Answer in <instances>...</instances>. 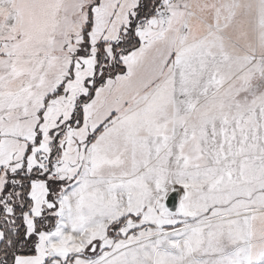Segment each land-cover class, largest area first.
<instances>
[{
    "label": "snow or ice",
    "instance_id": "obj_1",
    "mask_svg": "<svg viewBox=\"0 0 264 264\" xmlns=\"http://www.w3.org/2000/svg\"><path fill=\"white\" fill-rule=\"evenodd\" d=\"M0 264H264V0H0Z\"/></svg>",
    "mask_w": 264,
    "mask_h": 264
}]
</instances>
